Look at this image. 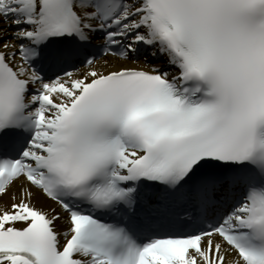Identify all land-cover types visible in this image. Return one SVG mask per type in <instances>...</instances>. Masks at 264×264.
Wrapping results in <instances>:
<instances>
[{"label": "snow or ice", "instance_id": "snow-or-ice-1", "mask_svg": "<svg viewBox=\"0 0 264 264\" xmlns=\"http://www.w3.org/2000/svg\"><path fill=\"white\" fill-rule=\"evenodd\" d=\"M0 264H264V0H0Z\"/></svg>", "mask_w": 264, "mask_h": 264}]
</instances>
